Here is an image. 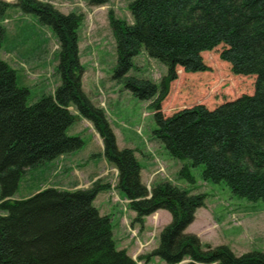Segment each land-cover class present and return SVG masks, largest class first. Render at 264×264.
<instances>
[{
    "label": "trees",
    "instance_id": "1",
    "mask_svg": "<svg viewBox=\"0 0 264 264\" xmlns=\"http://www.w3.org/2000/svg\"><path fill=\"white\" fill-rule=\"evenodd\" d=\"M109 1L90 0V5ZM11 6L35 15L51 30L59 84L51 95L28 105V90L17 86L15 71L0 58V264H149L153 258L164 264H264L261 253L236 257L223 246L202 250L199 239L185 233L204 206L205 194L191 195L169 183L146 189L135 151L117 147L103 110L82 90L81 16L64 15L38 0H16L15 5L0 0V22ZM128 11L130 24L108 14L116 49L113 78L138 100L150 102L152 138L172 159L189 162L178 178L192 185L190 169L202 166L204 182L224 183L237 197L264 203V0H134ZM4 38L0 25V50ZM219 46V59L233 76L255 78L253 94L211 110L199 104L165 116L161 105L176 70L210 72L202 54ZM141 52L166 68L159 84L128 76ZM79 119L92 124L103 157L118 172L116 189L135 214L131 226L142 231L145 218L159 210L171 216L157 247L136 261L117 250L110 218L93 205L108 184L73 191L46 188L13 199L24 175L83 147L79 137L68 135Z\"/></svg>",
    "mask_w": 264,
    "mask_h": 264
},
{
    "label": "rangeland",
    "instance_id": "2",
    "mask_svg": "<svg viewBox=\"0 0 264 264\" xmlns=\"http://www.w3.org/2000/svg\"><path fill=\"white\" fill-rule=\"evenodd\" d=\"M2 1L16 4V0ZM38 1L50 4L64 15L81 16L78 49L82 89L103 110L118 148L135 151L146 189L150 192L157 184L169 183L191 195H206L204 206L197 209L194 222L185 233L195 235L202 250L204 246H223L236 257L253 252L264 254V203L239 198L224 183L204 182L200 175L202 166L190 169L194 184L179 179L178 171L189 162L172 159L164 146L152 138L155 123L150 102L138 100L113 78L116 49L108 14L112 11L115 18L130 24L128 5L134 0H110L99 7L90 5V0ZM0 25L5 29L0 58L15 71L17 86L28 90L27 104L51 95L59 84L55 75L58 47L51 30L41 26L35 15L24 14L14 6L6 11ZM221 51L219 46L202 54L210 72L184 74L181 69L176 70V80L170 83L168 96L161 105L165 116L199 104L211 110L241 95L253 94L255 78L233 76L229 65L219 59ZM132 63L128 76L155 84L166 73L163 65L143 52ZM68 135L79 137L83 147L24 175L13 199L24 200L46 188L73 191L89 189L96 182L108 183L109 192L100 196L95 206L100 214L111 219L117 250L126 251L135 260L149 254L158 245L159 233L171 221L170 214L159 210L146 217L142 231L137 225L131 226L135 214L129 210L123 193L116 189L118 172L103 157L102 141L92 124L79 119L69 128ZM149 264L164 263L153 258Z\"/></svg>",
    "mask_w": 264,
    "mask_h": 264
},
{
    "label": "crops",
    "instance_id": "3",
    "mask_svg": "<svg viewBox=\"0 0 264 264\" xmlns=\"http://www.w3.org/2000/svg\"><path fill=\"white\" fill-rule=\"evenodd\" d=\"M99 138H100V137H99ZM116 140H117V138H116ZM62 157H63V156H62ZM62 157H60V158H62ZM60 158H59V159H60ZM59 159H57V161H58ZM53 163H55V161H54ZM53 163H52V164H53ZM141 173H142V171H141ZM140 176H141V174H140ZM103 184H108V183H103ZM107 192H109V189L97 195V197H96V199L94 200V203H93L94 206L96 205V201H97V199H98L100 196H103V194H106ZM95 207H96V206H95ZM96 208H97V207H96ZM97 209H98V208H97ZM98 211H99V210H98ZM99 213H100V212H99ZM101 215H102V214H101Z\"/></svg>",
    "mask_w": 264,
    "mask_h": 264
},
{
    "label": "bare ground",
    "instance_id": "4",
    "mask_svg": "<svg viewBox=\"0 0 264 264\" xmlns=\"http://www.w3.org/2000/svg\"><path fill=\"white\" fill-rule=\"evenodd\" d=\"M185 262V261H184Z\"/></svg>",
    "mask_w": 264,
    "mask_h": 264
}]
</instances>
